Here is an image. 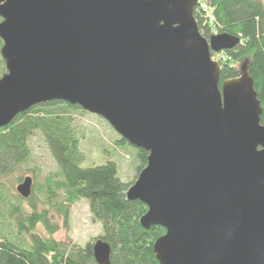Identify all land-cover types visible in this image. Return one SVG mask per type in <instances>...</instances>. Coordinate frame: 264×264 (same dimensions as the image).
Listing matches in <instances>:
<instances>
[{
  "label": "water",
  "instance_id": "1",
  "mask_svg": "<svg viewBox=\"0 0 264 264\" xmlns=\"http://www.w3.org/2000/svg\"><path fill=\"white\" fill-rule=\"evenodd\" d=\"M200 0H0V128L63 101L104 118L147 165L126 192L148 210L160 264H264V124L246 62L221 83ZM32 178L17 186L25 198ZM98 264L110 246L94 244Z\"/></svg>",
  "mask_w": 264,
  "mask_h": 264
},
{
  "label": "trees",
  "instance_id": "2",
  "mask_svg": "<svg viewBox=\"0 0 264 264\" xmlns=\"http://www.w3.org/2000/svg\"><path fill=\"white\" fill-rule=\"evenodd\" d=\"M205 1L214 8L212 16L205 18L200 6L194 12L202 35L209 38L212 29H217L219 33L237 35L241 39L235 48L224 51L226 60L221 63V83L238 77L239 63L246 62L262 106L261 122L264 124V2ZM2 45L0 39V78L6 72ZM76 110L88 112L63 101L39 104L0 128V222L4 225L7 221L6 225L11 223L16 227H10L8 233L0 228V264H98L93 248L99 239L110 246V264H160L153 245L165 229L142 227L140 218L148 207L139 200L127 199L126 192L134 183L122 179L115 160L83 165L86 154L75 126L73 114ZM36 135L56 163L57 173L50 175L48 183L34 185L29 197L19 194L16 202H10L1 194L4 180L29 168L33 158L31 142ZM117 145L133 150L132 154L139 160V173L146 167L147 151L135 148L121 136H118ZM25 177H20V182ZM42 189L46 192V201L44 208L39 209L34 197L36 190ZM60 191L88 201L93 219L102 225L97 239L80 245L54 237L58 227L50 219L51 210L63 218L65 225H68L70 214L68 198L61 199ZM24 202L28 203L30 211L26 210ZM3 204L9 211L2 210ZM40 224L48 231L47 235L38 231Z\"/></svg>",
  "mask_w": 264,
  "mask_h": 264
},
{
  "label": "rangeland",
  "instance_id": "3",
  "mask_svg": "<svg viewBox=\"0 0 264 264\" xmlns=\"http://www.w3.org/2000/svg\"><path fill=\"white\" fill-rule=\"evenodd\" d=\"M197 7L203 9L205 18L212 16L214 8L207 4L205 0H200V4ZM212 33L217 34L219 31L217 29H212ZM212 58L220 63L226 60L224 52L213 53ZM243 63L244 62L239 63L240 70ZM73 115L75 126L81 137L82 149L86 154L83 165L90 166L93 163H100L107 159H113L118 164L122 179L128 183H135L140 174L137 168L139 160L132 154L134 153L133 150H131V152L117 145L118 136L120 137V135L113 127L105 119L92 113L76 110ZM31 143L33 147V158L29 168L23 171L19 170L14 175L4 180L5 188L2 189L1 194L3 198L10 200V202H16L17 200L16 197L19 195L17 186L21 183L20 177H32V192L34 185L41 186L45 182L48 183L47 179L50 175L55 176L54 174L57 173V165L47 151L39 135H36ZM35 193L34 199L37 201L39 209L44 208L43 203L46 201L45 190H36ZM59 197L61 199L68 198L67 202L70 203V214L68 225H65L63 218L56 214L54 209L51 210L52 216L50 219L52 223L58 227L57 231L53 234L54 237L65 243L80 245H85V243L91 239H97L96 237H98L99 233H102V225L100 222L93 219L88 201L86 199L76 198L69 193H64V191L59 192ZM23 205L26 210H29L27 202H24ZM1 208L4 211H9V209L5 207V204H3ZM10 222L14 221L10 220ZM6 223L7 221L4 222L3 225L0 222V228L7 233L10 232V227L16 228L11 223L10 226L6 225ZM38 231L44 235L48 234V231L42 224L38 225Z\"/></svg>",
  "mask_w": 264,
  "mask_h": 264
},
{
  "label": "flooded vegetation",
  "instance_id": "4",
  "mask_svg": "<svg viewBox=\"0 0 264 264\" xmlns=\"http://www.w3.org/2000/svg\"><path fill=\"white\" fill-rule=\"evenodd\" d=\"M212 34H210V36H211Z\"/></svg>",
  "mask_w": 264,
  "mask_h": 264
}]
</instances>
